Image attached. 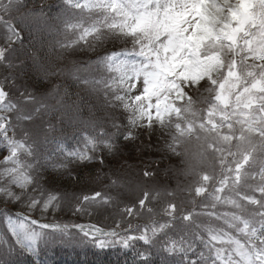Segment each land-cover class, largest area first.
<instances>
[{"label": "snow or ice", "instance_id": "obj_1", "mask_svg": "<svg viewBox=\"0 0 264 264\" xmlns=\"http://www.w3.org/2000/svg\"><path fill=\"white\" fill-rule=\"evenodd\" d=\"M230 3L231 0H62L63 14L54 17L59 23V28L53 29L55 41L68 50L99 30L95 21L85 23L83 17H75L70 11L87 8L102 13L107 28L128 40L131 48L106 51L86 66L74 62L69 70L74 78L102 92L107 105H119L131 113V125L139 120H146L149 126L153 121H174V143L168 147L174 149L180 142L194 141L190 155L197 164H202L209 152L214 154L221 174L197 173V179L186 189L193 195L190 202L195 205V197L199 196L211 200L212 209L224 205L236 211H208L207 204H201L200 211L196 207L184 209L173 199L160 210L165 214L164 222L137 226L139 239L145 244H152L158 234H164L165 251H179L186 256L196 252L189 264H264V246L253 241L259 238L260 245H264V0H237L233 7L228 6ZM51 7L47 6L48 10ZM39 12L47 16L45 7H40ZM69 32L73 33L70 39L65 35ZM61 36L63 40L58 39ZM0 39V64L13 67L9 57L16 51L14 46L23 45L22 31L6 25ZM129 52L135 53V58ZM94 68L102 73L99 79L81 75ZM49 74L45 72V76ZM12 79L14 82L15 77ZM8 96V87L0 80V104ZM27 99L34 101L35 97L29 93ZM40 107L46 109L48 105L42 102ZM6 127L0 123V130ZM83 131L85 150L73 149L60 140L53 154L35 156L36 141L29 144L27 140H15L6 132L0 137V151L8 152L0 162V199L5 204L0 209V245L10 250L16 246L32 250L45 237L54 238L53 234L69 230V225L41 223L22 212L13 214L6 205L23 204L29 212L58 209L68 194L62 196L41 183L43 172L67 170L71 159H99L103 164V158L95 153L101 145L113 148L111 139L115 134L107 133L95 122L86 124ZM130 138L131 132L124 134V139ZM26 156L33 158H23ZM245 166L259 169V183H250L254 177ZM144 175L154 174L145 171ZM112 184L117 181L113 179ZM160 194L159 189L143 190L137 209L156 215V209L149 205ZM169 194L175 197L176 190L164 192ZM103 196L95 192L82 200L95 201ZM251 206L255 210L249 211ZM125 210L134 212L130 207ZM199 216L220 223L210 220L200 224L194 219ZM170 229H177L180 235H169ZM97 231L103 235V230ZM193 244L202 245V249Z\"/></svg>", "mask_w": 264, "mask_h": 264}, {"label": "trees", "instance_id": "obj_2", "mask_svg": "<svg viewBox=\"0 0 264 264\" xmlns=\"http://www.w3.org/2000/svg\"><path fill=\"white\" fill-rule=\"evenodd\" d=\"M47 6H52L48 10ZM45 7L47 16H41L39 9ZM64 5L62 0H10L5 7V14L13 22L16 29L22 31L24 43L22 46H14L16 51L13 56L15 64L20 66L17 71L21 78L33 89H44L40 102L35 98L34 101L25 102L28 97L27 90L23 88H10L12 94L9 99L16 102L18 108L27 115H32L39 109L31 120L32 128L26 131L25 139L40 141V146H35L37 152L33 154H50V148L54 141L63 140L70 146L81 143L85 132L86 124L95 122L98 127L103 128L107 133L115 134L111 139L113 148L107 151L97 152L101 154L103 164L93 160L83 162L72 170L53 171L47 169L42 174V183H48L55 190H65L68 192L79 191L83 187H94L96 192H101L110 197L111 203H107L106 208L95 209V213L104 215L103 222L100 223L103 229L109 230L112 237H117L116 241H107L104 245H93L85 248L72 246L67 242H55L54 240H41L38 257L31 255L19 246L11 250L4 245H0V264H183L190 259L196 258V252L184 253L175 251L167 252L163 245L167 237L158 234L152 244H145L139 239L141 232L137 226L149 225L153 221L164 222L165 214L160 211L164 204L175 199L179 207L190 209L196 207L200 211L201 204H207L208 211H228L224 205H217L211 208L213 203L203 197H195L196 203L190 201L193 195L186 189L192 186L197 179V173L208 172L220 175V165L213 158V153L209 152L204 159V163L197 164L191 157V145L194 141H183L178 147L170 149L168 146L174 143L173 136L175 129L172 125L167 128L157 125L149 128L130 127L129 119L123 107L119 105L112 107L106 104L103 93L97 96V91L78 79L74 78L69 71L73 68L74 62L77 65L86 66L88 61L95 60L96 57L103 55L106 51L122 46L107 40L108 28L103 20V14L96 9H73L69 14L75 17H83L84 22L95 21L96 26L101 24L100 33H93L89 38L80 42L74 49L64 50L55 41L53 29L59 28V23L54 17L59 13L63 14ZM259 8V7H258ZM1 17V14H0ZM3 30L0 29V36ZM67 38H72L73 33H65ZM99 39H96V37ZM58 39L63 40V37ZM0 44L3 40L0 39ZM43 45V47H42ZM119 49V48H118ZM37 55L34 57L32 53ZM45 72L50 73L45 76ZM79 75V74H77ZM99 79L102 75L99 69H93L91 73H82ZM57 86H60L57 88ZM98 88V86H97ZM66 90V91H65ZM47 95V96H46ZM46 103L48 108H42L41 103ZM106 109V114L103 111ZM115 118L114 122L112 118ZM113 121L107 125L106 122ZM119 127H113V125ZM49 125L51 129L49 130ZM89 133L91 129L89 128ZM155 133H154V132ZM131 132L132 138L124 139V134ZM41 133L46 136L41 137ZM153 133L156 136H153ZM21 138V136H18ZM128 145L126 148L125 146ZM99 149H107L101 147ZM49 150V151H48ZM120 150V152H119ZM53 154V153H52ZM111 155V157L106 156ZM93 155V153H92ZM33 158V157H32ZM30 158V159H32ZM111 158V159H108ZM187 164L183 167V161ZM231 160V157H229ZM195 165L193 169L192 166ZM247 166H245V169ZM259 171L258 168L250 169ZM148 171L154 175L145 177L144 172ZM234 175V173H233ZM115 179L117 184L113 185ZM259 183V176H255L253 184ZM211 184V182H210ZM135 187L133 189L132 187ZM218 186V185H217ZM90 187V188H91ZM212 185H209L211 191ZM153 191L159 189L161 194L156 197L152 206L157 214L144 213L143 209H137L138 199L143 195V190ZM130 190V196L126 191ZM166 190H176V195H164ZM227 194V193H226ZM221 195H224L223 193ZM259 196V192L255 194ZM132 208L134 212L129 213L126 208ZM7 208H9L7 206ZM2 209V208H0ZM234 211L236 209H233ZM231 211V210H230ZM200 224L210 222L219 224V221L212 220L207 216L194 218ZM110 222L116 228L111 229ZM125 234V241L118 240ZM58 233H55L56 236ZM169 235L180 233L171 231ZM113 242V243H110ZM260 242V241H259ZM261 246L260 244H258ZM186 246V245H185ZM192 247L198 250L202 245L193 244ZM146 257V258H145Z\"/></svg>", "mask_w": 264, "mask_h": 264}, {"label": "rangeland", "instance_id": "obj_3", "mask_svg": "<svg viewBox=\"0 0 264 264\" xmlns=\"http://www.w3.org/2000/svg\"><path fill=\"white\" fill-rule=\"evenodd\" d=\"M259 11V8H258ZM98 31H96V35H98L100 33L101 29V24L98 25ZM108 34H106L107 36V40H109L110 43L115 42L116 44H118L119 46L121 45L122 48L123 47H129L131 48V44L129 43L128 40H126L125 38H122L120 36L117 35L115 30L112 29H108ZM91 36V35H90ZM89 36V37H90ZM87 37V38H89ZM86 38V39H87ZM85 39V40H86ZM242 43V41H241ZM113 45V43H112ZM120 47H117L115 49H118ZM129 55L133 58H135V53L129 52ZM10 58V57H9ZM11 60L13 61V56L11 58ZM251 62V60L249 61ZM15 62L13 61V67H4L2 64H0V80H4L8 90L10 88H14V89H19L20 87L23 89H26L27 92V96L29 95V93H31L32 96H34L38 102H40L44 93V89H33L29 84H27L19 75L18 71H17V67L15 66ZM13 77H15V81L13 82ZM137 87H140L139 84H137ZM7 90V89H6ZM101 94L100 91H97V96H99ZM12 94L9 92V96H8V100L9 97ZM47 96V95H46ZM27 100V98L25 99ZM8 105V107H14V105H11L7 100L4 101L3 104H0V123H5L7 125V127L5 129L0 130V137H3L5 132L7 134L8 137H12L13 139L16 136H21L20 140H24L26 135V131H30V129L32 128L33 125L32 122L28 123V120L25 119H21L19 117L24 116V117H28L31 115H27L28 113L23 112L22 110H20L18 107L15 110V112L13 114H11L9 116V114L11 113V111H8V107H5L4 105ZM16 105V104H15ZM127 118L129 119L131 113L125 111ZM37 113V112H36ZM106 114V109L105 111H103V115ZM36 115V114H35ZM112 120L115 122L116 119L113 117ZM113 121L109 120L108 122H106L107 125L111 124ZM130 127H133V125H131L129 123ZM153 125H157L158 128L160 126L167 128L169 125H172L175 129V122H168L165 124H161L158 121H153L151 126ZM135 126L137 127H145V128H149V125L147 123L146 120H139L135 123ZM154 132V131H153ZM155 133V132H154ZM153 133V136H156ZM28 136H33L34 140L36 141L35 146H40V141H38V139H36V137L34 136L33 133H28ZM46 136V134L41 133V137ZM84 139V137H83ZM83 139L81 141V143L76 144L74 146H70L73 144H69L68 142H64L65 145L73 148V149H80V150H85V145L83 143ZM58 141H54V144L52 145V147L50 148V154L54 153L55 149H56V145H57ZM0 143H2V141H0ZM32 143V142H31ZM128 145L125 146V148ZM3 145H0V148H2ZM102 147V145H101ZM109 149H99L98 152L101 151H105V152H110L107 151ZM120 152V150H119ZM89 155H92V152L89 151L88 153ZM8 155V152L6 150H2L0 151V162H3L5 157ZM106 156L111 157V155H107ZM98 157H102L101 154L97 155ZM26 159H29V156L23 157ZM63 158V157H61ZM112 158V157H111ZM108 158V159H111ZM96 161H99V159H96ZM84 161H80V160H76V159H71L68 162V169L67 170H72L73 168H75L76 166H79L81 163H83ZM184 163L182 164L181 167H183L184 165H186L187 160L183 161ZM246 171L249 172V174L253 177L258 176V172L256 171H251L250 169L246 168ZM42 183V181H41ZM250 183H253V180H250ZM46 187H50L51 190H53V187L50 186L48 183L45 185ZM91 186H86L83 187L82 189H80L79 191L75 192H68L65 190H55L56 192L61 193V195L63 196L64 193H67V198L65 200H63V202L61 203V206L56 209V210H52L49 209L48 211H41L39 208L35 209L34 211L29 212L27 207L23 204H18L15 202H12L10 204H7L6 207L8 206L9 209H11L12 213H18V212H22L26 215H28L30 218L33 219H37L39 220L41 223H46V222H56L57 224H65V225H69L70 228L68 231H65L63 233H58L56 236L54 235V238H48L45 237L44 240H54L55 242H67L70 247L72 246H77L80 248H85L87 246H93V245H104L107 243V241H116L115 239H117V237H111L107 235H101V233L99 231H97V229H101V225L100 223H103L104 225L107 224L108 222H103L104 219V215H100L101 213H95L94 210L95 209H103L106 208L107 203H111V199L109 196H107L106 194H104L103 197H101L98 200L95 201H89V202H83L82 198L84 196H91L93 195L96 191L94 189V187ZM133 189H135V187H132ZM258 191H255V194ZM131 191L128 190L126 191V195L130 196ZM256 196V195H255ZM104 197H107L108 199L105 200ZM257 199H259V196H256ZM77 205H79L80 210H77ZM5 204L3 203V200L0 199V208H4ZM234 211L233 209H229V211ZM255 210V206H251V208L249 209V211ZM236 211V210H235ZM198 218V217H195ZM111 224V229L116 228L113 224V222H110ZM93 226L92 228L86 227L83 228V226ZM82 229V230H81ZM174 231L177 232V229H170L169 232ZM168 232V233H169ZM124 233L122 236L119 237L118 240H122L125 241L126 237H125ZM180 234H177L176 236H179ZM108 240H107V238ZM254 243H256L257 245L260 244V240L259 238H253ZM243 242V241H242ZM40 243L39 242L38 245H34L32 250H27V252H29L30 254H32L33 256L38 257V253H39V249H40ZM113 243V242H110ZM264 246V245H261ZM183 264H189L188 262H184Z\"/></svg>", "mask_w": 264, "mask_h": 264}, {"label": "clouds", "instance_id": "obj_4", "mask_svg": "<svg viewBox=\"0 0 264 264\" xmlns=\"http://www.w3.org/2000/svg\"><path fill=\"white\" fill-rule=\"evenodd\" d=\"M237 4V0H231V3L228 5L229 7H233V6H236ZM205 162V161H204ZM203 162V163H204Z\"/></svg>", "mask_w": 264, "mask_h": 264}]
</instances>
